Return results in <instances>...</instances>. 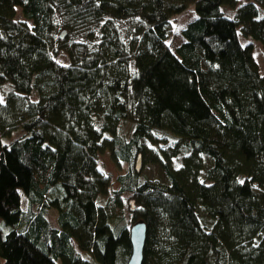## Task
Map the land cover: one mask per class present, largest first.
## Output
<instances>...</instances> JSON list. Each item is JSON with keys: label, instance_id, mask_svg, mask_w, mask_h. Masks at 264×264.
Segmentation results:
<instances>
[{"label": "trees", "instance_id": "16d2710c", "mask_svg": "<svg viewBox=\"0 0 264 264\" xmlns=\"http://www.w3.org/2000/svg\"><path fill=\"white\" fill-rule=\"evenodd\" d=\"M256 42L264 0H0V264H126L137 219L141 264H264Z\"/></svg>", "mask_w": 264, "mask_h": 264}, {"label": "rangeland", "instance_id": "374dc122", "mask_svg": "<svg viewBox=\"0 0 264 264\" xmlns=\"http://www.w3.org/2000/svg\"><path fill=\"white\" fill-rule=\"evenodd\" d=\"M237 1H238V4H240L244 0H237ZM194 17H195V12L193 11L192 7L189 6L185 11H183V12H181V13L175 15V16H172L170 18L168 43L171 46V48L175 47L179 42L182 41V37H181L180 31ZM254 47L255 48H254L253 52H254L255 59H256V61L258 63V66H259L260 70L262 72H264V63H263V59H262V48H261L260 44L257 43V42H256V46H254ZM8 87H10L9 84H4V85H2L1 89L4 91ZM124 128L128 129L129 127L125 126ZM104 159H105L104 161L107 162L108 167L111 168V170L113 172H118L119 169H121V170H125L126 169V163L125 162H121L119 164V167H118V166H114V164L112 162H108L106 160V158H104ZM104 161L102 162V160H101V165L104 164ZM104 168H105V170L107 169L103 165V169ZM155 168L157 169V166H155V164H150L149 163V164L144 166L142 171L146 175H148L150 177H154L155 176V171H154ZM159 172L160 171L156 172V174H158ZM19 192H20V206H21L22 209H24L26 207V204H27V199H26V196L22 193L21 190H19ZM57 192L59 193L58 195L62 194V190L61 189H59ZM51 212H52V214H54V212L57 213L56 211H53V210ZM132 223L133 222L130 223V220L127 222V226L129 225L128 229H129V227H130V225ZM0 227H4L2 218H0ZM82 255H83V257H85V258H87V259H89L91 261L90 264H95V262L93 261L90 253L83 252ZM0 261H1V259H0Z\"/></svg>", "mask_w": 264, "mask_h": 264}, {"label": "water", "instance_id": "95a60500", "mask_svg": "<svg viewBox=\"0 0 264 264\" xmlns=\"http://www.w3.org/2000/svg\"><path fill=\"white\" fill-rule=\"evenodd\" d=\"M63 33V32H62ZM136 171L140 170V155L135 162ZM130 209L134 208V198H130ZM146 222L143 219L135 220L129 227V240L131 250L126 264H141L143 259V247L146 238Z\"/></svg>", "mask_w": 264, "mask_h": 264}]
</instances>
